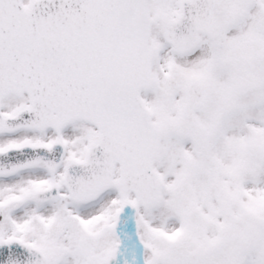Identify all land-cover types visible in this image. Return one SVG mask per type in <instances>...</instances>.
<instances>
[{
	"label": "snow or ice",
	"instance_id": "obj_1",
	"mask_svg": "<svg viewBox=\"0 0 264 264\" xmlns=\"http://www.w3.org/2000/svg\"><path fill=\"white\" fill-rule=\"evenodd\" d=\"M0 264H264V0H0Z\"/></svg>",
	"mask_w": 264,
	"mask_h": 264
}]
</instances>
